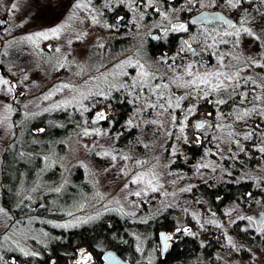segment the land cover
<instances>
[{
    "label": "rangeland",
    "instance_id": "1",
    "mask_svg": "<svg viewBox=\"0 0 264 264\" xmlns=\"http://www.w3.org/2000/svg\"><path fill=\"white\" fill-rule=\"evenodd\" d=\"M100 1V5H94V0H92V5L99 10L97 19L100 23L91 24L90 19H86V17L90 18L93 13L88 10L76 9L74 5L77 3V0H0V17L5 18L8 22L4 28L0 27V38H3V43L0 44V66H2L0 74L13 83H18L17 88L12 93H7L0 86V101L12 105L10 112H6L5 108L0 105V120L4 116L8 117L4 124H0V207L4 208L7 213V215L0 214V253L2 250L9 248H17L18 251L23 249L24 252L28 253H37L29 239L35 238L36 241L42 244L45 242L37 235L38 232L33 226L34 221L30 223V220L26 219V217L15 219L11 214L12 210H7L3 203L1 191L2 157L7 145L10 144L13 138L16 127L27 118L34 117L35 115L55 114L71 108H76L85 115L86 111H83L84 107H89L90 110H93L94 107L99 106L98 112L104 111L106 115L109 114L107 104L108 102L112 103V96L116 91H112L108 99L97 96L100 97L98 100L97 98L95 99L96 96H92L88 99L89 103H87L88 100H82L81 94L87 95L89 92H96L97 84L107 91V85L104 83L101 73L118 72L119 69H115L114 66L122 61L130 59L132 64H135L137 61L132 56V53L137 51L140 39L135 40L134 43L119 52L99 46L101 44L104 45V38L107 34L116 31L120 34L119 24L111 23L109 25H114V27L109 28L107 19H102L101 15L105 11L113 13L119 4L130 5L132 0H112V7H105L104 0ZM182 1L184 2V0ZM79 2L84 3L86 0H79ZM12 3L18 5V10L13 11L11 9L10 5ZM217 3L219 4L218 7L203 9L224 10L226 8L223 6L222 0H217ZM257 7L264 10V5L256 3L248 11L254 14ZM199 10L202 9H193L191 11L197 12ZM226 12L231 14L232 17L236 16L232 15L234 14L232 9L228 8ZM25 13H27V16H25ZM21 17H24L25 20L23 27L18 26ZM53 26H65L61 39L59 41H51L55 46L61 48L59 53L45 47V44L48 43L45 41L40 42L39 48L27 42L9 47L10 41L20 40L26 34L46 30ZM216 27L219 28L220 26ZM209 29L211 28L202 30L207 31ZM128 30L134 35L141 36L145 29L138 25H131ZM83 32H87L88 35H80ZM77 36L80 38L77 39ZM69 38L72 40L70 45L66 43V40ZM232 52L241 55L240 65L243 66V57L248 55L249 52L247 50L241 52L238 49H232ZM5 53L7 54L5 55ZM174 55L163 58H171ZM169 63H171V59H169ZM148 66H151L152 70L159 68L161 72H163L165 67L163 64L160 66L145 65L146 68ZM123 70L128 72L130 76H135L140 71L139 68L134 69L132 67H126ZM254 70L256 71V69ZM12 73L16 75H12ZM252 73H263L264 76V70L261 69H258L256 72L251 69L245 74ZM25 74L28 76L27 81L23 80ZM92 77H97V79H92ZM123 79L125 78L121 77V80ZM65 83L69 84L70 87L56 91L58 86ZM177 94H179V90ZM45 96H50V99L45 100ZM68 101H71V103L64 106L65 102ZM57 104H61L62 106L53 107ZM93 104L94 106H92ZM186 104L187 101H185ZM45 109H48V111H45ZM220 109L221 111L228 112L224 106H220ZM214 110V117H217L218 120V112L215 106ZM16 113L21 114L19 118L14 117ZM95 114L88 118L89 125L86 124L85 126L89 132L93 133L92 135L86 136L83 133L79 139L65 140L64 147L58 148L56 144H53L45 151L43 154V167L38 171L36 180L33 181L30 188L22 187V185L19 186L21 187L19 191L20 197L13 201L12 208L17 209L19 204L22 205L25 199L27 200L26 206L28 205L31 210L40 208L43 205L42 199L44 194L49 190L57 191L56 189H59L60 191L69 179L71 168L74 165H80L89 184V192L84 193L76 203L66 206H58V203L52 205L53 209H51V212H56L58 215L48 221V223L54 226L67 224L70 226L65 228H71L83 223L93 222L105 212H115L119 215L139 220L145 214L147 215V213H152L168 206L180 209L187 208L183 210V215L187 214L195 224L200 222L201 226L198 225V227H200L201 231L207 233L209 236L212 232L223 233L225 236V241L221 245L224 251L220 254L219 264H264V255L262 254V247L260 245L246 243L242 238L235 235L230 236L234 224L231 221H240L237 219L238 214L249 215L264 210V198L259 200L254 199L261 203H255L254 200L249 201L245 210L236 208L235 211H232L225 208L223 210L224 213L226 212L224 220L219 221L218 219L214 220L215 218L211 214L200 211L196 202L192 199L191 192L193 186L205 178L202 171L204 168H199L198 165L202 163L208 164L202 157L198 162L194 163L187 158L189 145L188 127L191 122L202 119L201 116L194 114L189 117L188 127L185 128L184 133H180L177 126H171V130L175 135L168 138L165 137L164 130H161L159 136L154 135L156 131L154 125L144 124L142 122L143 116H134L133 124L138 125L137 129H139L140 135H137L136 138L134 137L135 139L133 138L127 145H122L119 143L120 133L111 134L109 129L103 126V122L92 123ZM176 114L177 116L180 115L179 112ZM256 120L264 123V120H261L260 117L253 115L248 119L247 125L244 122H239L235 123L233 127L242 130L243 133V131H247L250 128L248 124ZM208 122H212V120L206 121V123ZM231 122L229 119L225 120V123ZM126 128L129 129L127 124ZM96 129H99L100 134H96ZM201 131L209 133L210 136L215 134L224 137V142L221 143V146L229 148L226 140L227 129L225 132H215L213 129ZM197 133L201 134L198 131ZM177 136H180L181 139L177 140ZM184 137L187 139L185 140ZM209 142L212 146L217 147L218 142L216 140L211 139ZM137 144L143 149V155L137 153ZM246 144H250L251 148L258 152V155H264V153L258 151V148L262 146L258 138H254L253 140L241 139V145L244 150L240 151L237 146L233 145V152L248 156ZM145 145H148V147H145ZM13 149L14 147L11 148V151ZM207 149L209 150L208 145L205 147V151L203 150V156L208 153ZM106 151L111 153V155H117L118 159L112 161L111 155H104ZM166 152L168 153V157ZM173 152H175V155H172ZM14 155H11L10 158ZM120 155L130 156L132 159L128 161L120 160ZM179 157L183 158L186 166L191 167L189 171H180L170 167ZM133 160L148 161V163L143 167L137 166L133 168ZM113 164L115 165L114 167L112 166ZM121 167H125L127 175L120 172ZM153 167H155L156 172L161 173L160 183L164 187L156 193L149 192L148 195L140 197L131 195L140 186L129 183V186L125 188L124 184L130 181L135 172L147 171ZM255 167V170H252L249 174L246 171V175L255 180L257 187H261L259 181L262 179V176L257 173L264 171V156L260 163L255 164ZM51 170L59 174L54 182L47 180L46 172ZM10 177L11 179H16L17 173L13 171ZM25 178H27V173ZM187 188L191 190L181 191V189ZM165 192L168 194L165 195ZM228 213L231 214L228 215ZM216 224H222L223 227H217ZM178 225L179 228L177 229H181V231L178 232L176 231L177 229L173 230L172 233L174 235L192 234L190 225L186 223L185 218H179ZM183 229H189L190 233H185ZM136 236L140 240L138 245L141 249L144 240L140 237L141 235L136 234ZM228 237L232 238L236 244V248H232L229 244ZM24 252L22 253L24 254ZM83 253L88 254L86 250ZM92 260L93 256L88 262Z\"/></svg>",
    "mask_w": 264,
    "mask_h": 264
},
{
    "label": "trees",
    "instance_id": "2",
    "mask_svg": "<svg viewBox=\"0 0 264 264\" xmlns=\"http://www.w3.org/2000/svg\"><path fill=\"white\" fill-rule=\"evenodd\" d=\"M179 1L157 0L155 7L161 6L165 11L169 10V13H172L174 8L172 6L178 5ZM100 4V0H94V5ZM138 4L132 2L130 5L119 4L113 13L105 11L101 18L116 24L117 18L123 17V20L119 23V26H124L121 30H126L129 33L130 25H138L145 29L144 33L141 36L133 34L132 38L130 33V35H122L112 32L104 38V47L119 52L130 46L135 39H140L139 47L136 52L132 53V56L142 64L160 66L162 65L161 58L170 56V53L164 54L162 52V48L166 50L168 46L151 41L150 46L148 45L145 32L149 27L148 25L154 22L153 19L156 14L153 10L146 11L143 7H138ZM134 8H136V11L133 10ZM245 8L250 9L247 5H245ZM224 10L228 11V8H224ZM232 12H235L236 16L244 14L237 9H232ZM221 48L225 49V46L221 45ZM207 58V56L204 57V59ZM253 71L256 72L258 69L256 71L253 69ZM258 74L263 76V73ZM257 81L261 82L259 79ZM96 98L100 99L97 96ZM130 99L131 97L125 91H116L112 96L114 112L108 114L107 121H100L103 122V126L109 129L111 134L120 133L119 143L122 145H127L134 137L140 135L137 127L126 128V122L130 118L134 120L135 116L134 105L128 102ZM87 103H89V100ZM231 106L235 107V105L224 106L225 110L229 111L232 108ZM245 106L250 107V105ZM99 109V106L94 107L93 110L86 111L85 115L76 108L55 114L35 115L27 118L16 127L13 138L10 144L7 145L2 157L1 191L3 203L7 210H12L11 214L15 219L26 217L30 220V223L34 221L33 226L38 232L37 235L45 242L42 244L36 241L35 238L29 239L35 252H37L35 255H24L17 248L4 249L0 253V257H2L0 264H76L73 261L78 248L81 247L92 253L93 260L88 264H102V253L108 249H114L123 259L132 261V264H219L221 254L219 250H222V246L219 245L221 242L223 243L225 236L218 237L216 240H214V236L209 237L207 233L201 231L198 227V225L201 226L200 222L195 224L187 214L183 215V210L187 208L180 209L169 206L168 210L161 208L155 212L145 214L139 220L115 212H105L93 222L83 223L71 228L57 227L48 223L58 215L56 212H51L52 205L58 203V206H66L76 203L84 193L89 192V184L80 165H74L71 168L69 179L60 191L49 190L44 194L43 205L40 208L31 210L28 205L26 206V199L22 202V205L19 204V208H12L13 201L20 197L21 187L19 186L30 188L33 181L36 180L38 171L43 167V154L45 151L53 144L60 148L64 147L67 139L81 138L86 129V124L89 125L88 118L98 112ZM206 109L209 110V108H199L200 111ZM20 115L16 113L14 117L19 118ZM193 124L194 122H191L188 127L187 158L194 163L202 157L210 167L202 170L205 178L193 186L192 199L196 202L200 211L205 213H209L213 205L219 208L229 202H240L251 189V184L240 183L239 179H229V177H241L246 174V171L247 174L251 173L256 168L255 164L260 163L264 155H258V152L251 148L250 144L245 146L248 156L242 153H234L233 145L231 146V154L226 150L228 149L226 146H221V149H224L223 151L218 150L209 142L211 140L210 134L208 133L207 138L201 136L193 128ZM40 129H44V131L41 132ZM197 136H201V142L199 143L195 139ZM208 142L209 144H207ZM207 145L209 146L208 153L203 156V150ZM12 147L14 149L11 151ZM136 148L137 153L143 155V149L139 147V144ZM11 155L14 156L10 158ZM166 155L168 157L167 152ZM170 167L180 171H189L191 168L186 166L181 157L174 161ZM13 171L17 173L16 179L10 177ZM26 173L27 178H25ZM257 174L261 175L264 181V171ZM58 175L54 170L46 172L47 180L51 182H54ZM218 198L220 200H217ZM217 215L218 220H223L221 217L224 216L223 214L220 215L219 210ZM179 218H185L186 223L194 227V231H192V234L180 236L173 243L171 249L165 255H162L161 250L158 249L159 231L163 229L171 231L177 228ZM239 228L240 225L234 226L233 235L243 237L246 243L260 245L264 255V240L256 237L252 238L254 232L249 233L252 237H247L244 234L242 236ZM136 234L141 235L140 237L144 240L141 249L137 245L138 237Z\"/></svg>",
    "mask_w": 264,
    "mask_h": 264
},
{
    "label": "snow or ice",
    "instance_id": "3",
    "mask_svg": "<svg viewBox=\"0 0 264 264\" xmlns=\"http://www.w3.org/2000/svg\"><path fill=\"white\" fill-rule=\"evenodd\" d=\"M156 2L157 0H140L138 7L151 8L159 14L160 9L155 7ZM133 3H137V0H133ZM256 3L264 5V0H222L224 7L237 9L244 13L243 15L234 17L235 22L233 20H227L219 13H201L190 21L171 23L170 29H164L165 33L169 30L173 32H188L190 24H203L208 19L215 21L222 20L227 25V28L213 27L207 31L202 30L199 38L191 37L189 40H183L180 51L173 57L161 58V62L165 66L163 72L159 68L152 70L151 66L146 68L139 60L135 64H132L130 59L122 61L114 66L115 69H119L118 72L101 73V77L107 85V91L97 84L96 92H89L87 95L81 94L82 100H88L92 96H102L108 99L112 91L123 90L131 96L128 102L134 105L135 117L143 116L142 122L144 124L154 125L156 128L154 135L156 136H159L161 130H164L166 138L175 135L171 130V126H177L179 132L184 133L185 128L188 127L189 117L195 114L198 102L207 101L215 106L218 112V120L217 117H213V114L209 112L206 116L212 117V122L206 123L203 120L195 122L192 126L196 131L201 132V136L208 137L207 132L201 131L204 129H213L215 132H225L227 129L226 140L229 148L226 150L229 154H231L232 145L237 146L240 151L244 150L241 145V139L253 140L254 138L260 140L262 146L258 148V151L264 153V123L258 121L248 128L247 131H243V133L242 130L233 127L235 123L239 122H244L247 125L248 119L253 115L264 120V76H260L258 73L245 74L251 69L264 70V62H262L264 61V10L257 7L255 9V15H253L245 8V5L250 8ZM104 5L105 7H112V0H104ZM218 6L217 0H184L179 8L173 9V12ZM10 7L13 11L18 10L16 3H12ZM74 7L93 13L90 18L86 17V19H90L91 24L100 23L97 19L99 10L92 5V0H86L84 3L77 0ZM163 15L165 19H168L167 11ZM25 16H27V13H25ZM122 20L123 17H118L116 24L118 25ZM5 23L6 20H0V25ZM24 23V17H21L18 26L23 27ZM108 27L111 28L114 25H108ZM64 30L65 26H53L46 30L26 34L20 40L10 41L9 47L27 42L39 48L40 42L45 41L48 42L45 44V47L59 53L61 48L55 46L51 41H59ZM80 35L86 36L88 33L83 32ZM79 38L77 36V39ZM2 43L3 38H0V44ZM66 43L70 45L72 40L69 38L66 40ZM193 43H195V47H193ZM221 45L225 46V49H222ZM99 46L103 47L104 45L101 44ZM232 49H238L241 52L247 50L249 52L248 55L243 57V66L240 65L241 55L233 53ZM205 56L209 58L207 63L204 59ZM169 59H171V63H169ZM178 59L179 63H177ZM126 67L139 68L140 71L135 76H130L128 72L123 70ZM0 70H2V66H0ZM12 75L16 74L12 73ZM121 77L125 79L121 80ZM92 79H97V77H92ZM257 79L261 82L257 83ZM23 80H28L27 74L23 76ZM0 86L7 93H12L17 88L18 83H13L8 78H5L4 75L0 74ZM69 87V84H61L56 88V91H61ZM178 90L179 94H177ZM44 99H50V96H45ZM185 101H187L186 105ZM70 103L71 101L65 102L64 106ZM0 105L5 108L6 112L12 110V105L4 101H0ZM226 105H235V107H232L229 112L221 111L220 106ZM245 105H250V107H246ZM61 106V104H57L53 107ZM89 110V107L83 108V111ZM45 111H48V109H45ZM177 112L180 113L179 116H177ZM7 119L8 117L4 116L0 120V124H4ZM226 119L232 122L225 123ZM107 120L108 116L105 112L100 111L96 112L92 123L95 124L99 121ZM126 123L129 129L138 126L133 124V119L131 118ZM40 131L43 132L44 129H40ZM95 132L96 134H100L99 129H96ZM92 134L88 129L84 130V135L88 136ZM201 136L195 137L198 143L201 142ZM176 139L179 140L181 137L177 136ZM184 139L186 140L187 138L184 137ZM211 139L218 142L216 145L218 150H224L221 149V143L224 142V137L212 134ZM145 147H148V145H145ZM104 155L109 156L111 153L106 151ZM172 155H175V152ZM117 159V155H111L112 161H116ZM119 159L128 161L132 158L126 155H120ZM147 163L148 161L133 160L132 167H143ZM112 166L114 167L115 165L113 164ZM198 167L207 168L210 165L202 163ZM120 172L124 175L128 174L125 171V167H121ZM160 177L161 173L156 172L155 167L147 171H137L132 175L130 181L124 184V187L127 188L129 183L140 186L138 190L131 193V195L136 197L148 195L149 192L156 193L164 187L160 183ZM56 190L59 191V189ZM190 190V188L181 189V191ZM167 194L165 192V195ZM248 197L254 200L251 193H248ZM254 202L261 203L255 200ZM232 211H235V209ZM0 214L7 215L5 209L2 207H0ZM230 214L228 213V215ZM237 219L247 222L248 226L244 227L242 231H253L264 239V214L259 219H256L252 215L238 214ZM231 222L236 223V220H232ZM251 225H255V228L249 227ZM69 226L67 224L57 225V227ZM216 226L223 227L222 224H216ZM176 231L179 232L181 229H177ZM183 231L190 233L189 229H183ZM161 239L165 242L164 246L167 247V242L172 240L173 237L162 235ZM228 242L232 248H236V244L231 237H228ZM137 250L139 251V249ZM21 251L24 252L23 249ZM24 255H35V253L24 252ZM80 255L81 259L77 261V264H87V261L92 259L90 254L81 252Z\"/></svg>",
    "mask_w": 264,
    "mask_h": 264
},
{
    "label": "flooded vegetation",
    "instance_id": "4",
    "mask_svg": "<svg viewBox=\"0 0 264 264\" xmlns=\"http://www.w3.org/2000/svg\"><path fill=\"white\" fill-rule=\"evenodd\" d=\"M132 3H133V1H132ZM137 3H140V0H137ZM135 4V3H134ZM181 4H183V1L182 0H180L179 2H178V5H175V6H172V7H174V8H179L180 7V5ZM163 6H165V5H163ZM157 8H159L160 9V13L158 14L157 12H155L154 11V13L156 14V17L153 19L154 20V22H152L151 23V25H148L149 27L147 28V30H146V32H145V35H146V39H148V45L150 46V41L151 42H155V43H158V42H160V43H162V45L164 44L165 46L167 45L168 47H167V49L165 50V49H163L162 48V52L164 53V54H168V53H170V56H172V55H174V54H176L177 52H179L180 51V49H181V45H182V41L183 40H189V39H191V37H197V38H199V33H200V31L202 30V29H205V28H213V27H216V26H220V27H224V28H227L226 26H225V24L223 23V22H215V23H212V24H205V23H203V24H198V25H191L190 24V26H189V31L188 32H173V31H171V30H169L167 33H165L164 32V29L165 28H169L170 29V24L171 23H177V22H183V21H190V19H191V17L195 14V13H197V12H193V11H181V12H172V13H169V10H167V13H168V19H165L164 18V15H163V13L165 12V10H164V8H162L161 6L159 7V6H157ZM173 8V9H174ZM144 10H146V11H150V10H152L151 8H143ZM134 11H136V8H134L133 9ZM203 10V9H202ZM209 10H213V9H209ZM219 10H221V9H219ZM199 11H201V10H199ZM224 11V10H223ZM226 12V11H225ZM226 13H228V12H226ZM229 14V13H228ZM232 15H236L235 14V12H234V14H232ZM229 16L233 19L234 17H232L231 16V14H229ZM236 17V16H235ZM234 20V19H233ZM152 21V20H151ZM235 22V21H234ZM8 23V22H7ZM107 24L109 25V24H111V22H107ZM131 26V25H130ZM124 28V26H119V29H120V34H122V35H124V34H131V36H132V34L133 33H131V32H129V33H127L126 32V30L124 31V30H121V29H123ZM130 28V27H129ZM115 33V32H114ZM118 32L116 31V34H117ZM129 34V35H130ZM132 38H133V36H132ZM136 40V39H135ZM135 40L132 42V43H134L135 42ZM196 45H195V43H193V47H195ZM170 50V51H169ZM208 59L209 58H207V59H205V62L207 63L208 62ZM177 63H179V59L177 60ZM114 106V104H112L111 102H108V104H107V106H108V109H109V114H111V113H113L114 112V110H113V106ZM110 106V107H109ZM226 106H228V105H226ZM230 106V105H229ZM232 107V106H231ZM199 108H209V110L208 109H206V110H199ZM209 112H211L212 114H213V117L215 116V110H214V105L213 104H210V103H208L207 101H200V102H198V106H197V108H196V110H195V114L196 115H198V116H201L202 117V119H200V120H203V121H208V120H212V117H207L206 116V114L207 113H209ZM229 112V111H228ZM108 115V114H107ZM200 120H197V121H200ZM197 121H195V122H197ZM194 122V123H195ZM256 122H258L257 120L256 121H252L250 124H248V126H252L254 123H256ZM248 144H246V146H247ZM235 146V145H234ZM255 153V152H254ZM259 160V159H258ZM229 179H239L240 180V183H246V184H251V189L246 193V195L242 198V200L240 201V202H237V203H233V202H229V203H226V204H224V205H222V206H220L219 208H216L215 207V205H213V207L212 208H210V210H209V214H211L215 219L214 220H217L218 218V210L220 211V215H222L223 214V216H225L224 214H226V212L224 213V211L223 210H225V208L226 209H230V210H233V209H235L236 210V208H240L241 210H245L246 209V207L248 206V203H249V201H251V200H253V199H250L249 197H248V193H251L252 194V197L254 198V199H263L264 198V194H263V188H264V181L261 179L260 181H259V184H260V186L261 187H257L256 186V184H255V180H253V178H251V177H249L248 175H246V174H244L243 176H241V177H237V178H232V177H229ZM233 182V181H232ZM217 200H220V198H218ZM217 203L219 202V201H216ZM234 204H235V206H234ZM168 208H169V206L168 207H166L165 209H167L168 210ZM264 212V210H260V211H258L257 213H251V214H249V215H256V216H258L259 215V213L260 212ZM214 214V215H213ZM221 218H223V220H224V217H221ZM219 221V220H218ZM216 223H217V221H216ZM210 225V224H209ZM208 225V226H209ZM237 225H240V228H239V231L242 233V236H243V234L246 236L247 235V237H252V235L250 234L249 235V233L250 232H253V231H248V232H245V231H242V229L247 225V222L246 221H236V223H234L233 224V228H234V226H237ZM248 226V225H247ZM252 226H254V227H252ZM252 226H250L251 228H255V225H252ZM195 227H197V225H195ZM177 228H179V226L177 225ZM177 228H175V229H173V230H176ZM232 228V229H233ZM238 228V227H237ZM190 229L192 230V231H194V227H191L190 226ZM173 230H171V231H166V230H160L159 231V241H158V249H160L161 250V246H162V244H161V239H160V232L161 231H165L167 234H169V236H172L173 237V239L172 240H169L168 242L170 243V247H169V249H168V251L171 249V247H172V245H173V243L174 242H176L178 239H179V237L181 236V237H183V236H185L184 234L183 235H181V234H179V235H174L172 232H173ZM195 233V232H194ZM233 230H232V232H230V236H233ZM209 236V235H208ZM211 236H214V240H216L218 237H223L224 235H223V233H213L212 232V234L209 236V237H211ZM254 237H256V238H260L261 240H264V239H262L257 233H255L254 232V235H253V237L252 238H254ZM240 238H242V240L244 241V238L243 237H241L240 236ZM224 239V238H223ZM139 239L136 241L137 242V245H138V243H139ZM225 240H223V242H224ZM221 245H222V242L220 243V247H221ZM138 247H139V245H138ZM81 248H84V247H81ZM222 248V250H219L220 251V253H222L223 251H224V248L223 247H221ZM79 250H80V248H78V251L76 252V257H75V259H74V263H76L77 264V261L78 260H80L81 259V255H80V252H79ZM84 250H85V248H84ZM167 251V252H168ZM86 252L88 253V254H90L91 255V257H92V253L89 251V250H86ZM166 252V253H167ZM103 254V253H102ZM163 255V254H162ZM165 255V254H164ZM220 257V256H219ZM101 260H102V264H104V262H103V259L101 258ZM124 260H126V261H128L129 262V264H132V261H130V260H127V259H124ZM218 261V260H217ZM220 261V260H219ZM89 262L87 261V264H88ZM141 264V263H140Z\"/></svg>",
    "mask_w": 264,
    "mask_h": 264
},
{
    "label": "water",
    "instance_id": "5",
    "mask_svg": "<svg viewBox=\"0 0 264 264\" xmlns=\"http://www.w3.org/2000/svg\"><path fill=\"white\" fill-rule=\"evenodd\" d=\"M201 13H207V14H216V13H219L221 16H223L224 18H226L227 20H233L228 13H226L225 11L223 10H209V9H203L201 11H198L197 13H195L192 17L194 18L195 16L197 15H200ZM190 19V20H191ZM0 20H6L5 18H1L0 17ZM234 21V20H233ZM215 22H223L222 20L220 21H215V20H212V19H208L206 20L204 23L205 24H212V23H215ZM7 24V20H6V23L3 24V25H0L1 28H4V26ZM198 25V24H196ZM227 27V25H225ZM201 121V120H200ZM264 214V212H260L258 216L256 215H252L254 216L256 219H259L261 217V215ZM162 235H169L167 234L165 231H161L160 232V239H161V236ZM164 241L161 239V253L164 255L166 254V252L168 251L169 247H170V243L167 242V247L164 246ZM84 251V248H80L79 252L81 254V252ZM102 259H103V262L104 264H129L128 261L124 260L114 249H108V250H105L102 254Z\"/></svg>",
    "mask_w": 264,
    "mask_h": 264
}]
</instances>
